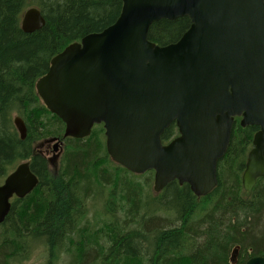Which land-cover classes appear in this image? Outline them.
Segmentation results:
<instances>
[{"label": "water", "instance_id": "obj_1", "mask_svg": "<svg viewBox=\"0 0 264 264\" xmlns=\"http://www.w3.org/2000/svg\"><path fill=\"white\" fill-rule=\"evenodd\" d=\"M115 22L67 46L51 61L36 90L65 125L64 136H89L102 125L110 159L136 175L154 172V192L186 184L205 197L217 185L216 167L233 127L258 128L241 183L251 192L264 178V0H121ZM186 17L188 30L174 44L147 39L152 24ZM45 19L25 11L21 30ZM174 123L178 136L162 145ZM24 138L25 129L15 121ZM36 185L27 165L0 186V224L13 195ZM236 251L231 253L234 264ZM246 264H264L252 258Z\"/></svg>", "mask_w": 264, "mask_h": 264}, {"label": "trees", "instance_id": "obj_2", "mask_svg": "<svg viewBox=\"0 0 264 264\" xmlns=\"http://www.w3.org/2000/svg\"><path fill=\"white\" fill-rule=\"evenodd\" d=\"M31 6L41 11L46 23L25 34L19 23ZM121 6V0H0V179L17 158L30 152L29 136L21 142L10 133V114L24 107L29 135L55 134L37 105L36 81L66 46L113 24ZM189 25L186 17L160 20L151 25L148 39L158 46L175 43ZM256 130L241 128L236 121L218 164V185L208 196L197 199L188 186L171 183L151 206L140 204L145 185L126 178L139 176L119 169V177L105 179L102 173L107 174V168L98 158L99 152L106 155L103 131L71 144L57 178L50 179L43 161L36 158L32 164L33 170L37 168V187L12 202L0 224V264H25L38 245L44 248V264H59L62 257L64 264H229L235 246L239 254L250 249L264 255V179L250 195L243 192L240 180ZM174 136L176 128L171 125L162 140ZM101 183L112 187L106 211L122 213L127 220L84 223V206L94 185ZM138 203L143 212L134 219L140 214ZM157 213L171 215L174 225L160 222Z\"/></svg>", "mask_w": 264, "mask_h": 264}, {"label": "rangeland", "instance_id": "obj_3", "mask_svg": "<svg viewBox=\"0 0 264 264\" xmlns=\"http://www.w3.org/2000/svg\"><path fill=\"white\" fill-rule=\"evenodd\" d=\"M50 122H51V124L54 126V129H56L57 124H56L55 122H52V121H50ZM38 127H41L40 124H39ZM56 130H57V129H56ZM6 136H7V135H6ZM33 137H34V136H33ZM70 154H71V153H70ZM93 161H94V162H97L98 159L96 158V161H95V159H93ZM94 162H93V163H94ZM107 173H108V170H107ZM102 174H104V175H108V174H105V173H102ZM108 178H109V175H108L105 179H108ZM126 178H129L130 180H132V181H134V182H139V183H142V184L145 185L144 195L142 196L141 203H140V204H142V205H147V203H148L149 201H151L152 199L157 200L158 197L161 195V194L155 195V194L152 193V191H151V186H152V176H151L150 174L144 175V176H142V177H140V178H135V177H131V178H130V176H127ZM109 179H110V178H109ZM148 191H149L150 194L148 193ZM131 195H132V194H130V196H131ZM91 197H93V199H92L91 203L88 204V208H89V218L91 219V224L95 225L96 223L99 222V220H102V221H103V217L101 216L100 218H96V217H95L96 213L90 211V209H91V207H93L95 210L99 209L100 201H101V199H102V203H101V212H102L103 198H102V197H98V193L96 192V190H95L94 187L92 188V192L90 193V196H89V198L87 199V201H88ZM86 203H87V202H86ZM140 204L138 203L139 206H140ZM157 208H158V204H157V201H155V202H154V209L156 210ZM125 210L127 211V209H125ZM148 211H150V210L148 209ZM142 212H143V210H142V208H141V206H140V208H139V213H140V214H138L137 217H135L134 219H138V218H140L141 215H142ZM102 213H103V212H102ZM166 215H168V214H159V213H157V214L155 215V218L158 219V220H160V222H162V223H164V220H165V221L170 222L169 224L174 225V223H172V222H173V219L170 218V217H172V216L169 215L168 217H166ZM159 217H160V218H159ZM123 220H127L125 216L123 217V219H122L121 221H123ZM162 223H161V224H162ZM99 224L101 225L100 222H99ZM99 224H98V225H99ZM35 249H36L37 251H36V250H35L36 252L34 251L35 254L33 253V257H32V259H31L29 262L25 263V264H44V262H45V260H46L45 256H43V251H42V250H44V248L42 247V245H38L37 247H35ZM248 250H250V249H248ZM250 251H251V250H250ZM64 259H65V258L62 257L61 260H60V262H59V264H64V263H63ZM90 260H91V259H90Z\"/></svg>", "mask_w": 264, "mask_h": 264}, {"label": "flooded vegetation", "instance_id": "obj_4", "mask_svg": "<svg viewBox=\"0 0 264 264\" xmlns=\"http://www.w3.org/2000/svg\"><path fill=\"white\" fill-rule=\"evenodd\" d=\"M52 137H57V138H54V140H56L57 142H47L46 141L47 137H45V138H41L38 141H35L37 144L35 147H32L33 152L30 158V170L35 175L37 174L36 173L37 168L33 170L34 165L32 163L34 162L36 158L41 159V161H43V164L46 167L44 169L48 170L52 175H55L56 177H58L61 172V168L63 166V154L66 149V143L62 141L59 135L51 136L49 138H52ZM56 143L58 144L57 150L60 153L59 156H56V154L54 153V148H55L54 146ZM71 143L72 144L79 143V141L73 140L71 141ZM34 148H36L37 150H35ZM49 155H51V157L48 159ZM11 201L12 202L16 201L15 197H13Z\"/></svg>", "mask_w": 264, "mask_h": 264}, {"label": "bare ground", "instance_id": "obj_5", "mask_svg": "<svg viewBox=\"0 0 264 264\" xmlns=\"http://www.w3.org/2000/svg\"><path fill=\"white\" fill-rule=\"evenodd\" d=\"M21 29V28H20ZM22 31V30H21ZM39 31V30H38ZM23 33H25V34H32V33H34V32H36V31H34V32H31V33H26V32H24V31H22Z\"/></svg>", "mask_w": 264, "mask_h": 264}]
</instances>
